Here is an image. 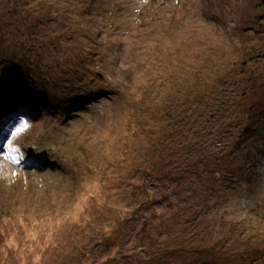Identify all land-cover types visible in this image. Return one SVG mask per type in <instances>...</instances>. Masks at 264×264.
<instances>
[{"label": "rangeland", "instance_id": "rangeland-1", "mask_svg": "<svg viewBox=\"0 0 264 264\" xmlns=\"http://www.w3.org/2000/svg\"><path fill=\"white\" fill-rule=\"evenodd\" d=\"M15 2L0 0V264H264V1L25 0L5 20ZM27 68L44 84L25 87ZM201 108L208 145L172 125ZM168 133L209 162L174 199L195 223L135 208L149 185L131 165Z\"/></svg>", "mask_w": 264, "mask_h": 264}, {"label": "trees", "instance_id": "trees-1", "mask_svg": "<svg viewBox=\"0 0 264 264\" xmlns=\"http://www.w3.org/2000/svg\"><path fill=\"white\" fill-rule=\"evenodd\" d=\"M24 1L25 0H16V2L12 4L13 7L5 8V10L8 12V14L5 13L7 14L6 16H11L13 18L19 17V5H22ZM19 19L22 20L21 17H19ZM65 32L66 30H61L56 32V34L60 35L59 33H62L63 35H65ZM47 51L49 52V50ZM47 51H41L43 54V58L41 60L43 61L45 66H51L54 64V62ZM58 67L62 68L63 65H57L55 70H57ZM227 72L229 73V69ZM38 74L39 76L37 80L42 82L46 81L47 77L44 74H42L40 71ZM226 75L227 74L225 73V71L220 72L217 74V77H215V79H217L218 82H224L220 79L225 77ZM202 78L203 76L201 74H198L197 80H201ZM217 107L218 109H221V105L219 103L217 104ZM178 110L179 109H177V113L174 114L173 117H171L172 125L177 129V131L179 128L180 130H184L185 134L195 133L198 143L208 145V142L212 137L211 133L205 134L204 132H202L201 134V131H204L206 124L203 123V121L208 122L207 120L209 118H207V116H209L210 113H207L204 109L201 108L200 110H198L199 115L194 118L193 112L188 113L184 110ZM199 121H201L202 125L201 123L199 124ZM182 146L183 142L181 143V141H179V138L176 139L171 135V133H168L167 136H164V139L155 140L151 137H148L144 142H142V147H144L146 155L142 158H135L131 166L133 167L137 162L140 161V164L135 166L134 173H137L141 177H144V183H147L149 185L148 193L142 194L141 199L136 198L133 200L138 205V207H135L136 209H139L141 206H143L148 210V214L146 211V213H144L143 216L140 217L144 220V222H154V219L159 217V214L156 210L159 209L158 207H160L162 203H164L166 209L175 213L182 220V222L185 223V225L189 224L190 222L195 223L196 216H192L190 214L191 210H197L194 207L193 203L187 201L185 205L180 207L174 203V199H179L181 198V196L184 197L185 190H183L181 186L184 182L187 181V178L190 174H195L199 179L206 175L207 171L205 169L209 166V162L203 164L205 162V159L201 157L197 158V161L189 158V155L186 153V151L196 153L198 151V144L194 145L193 147L192 145L187 144V148H189L190 150L188 149L186 151L182 149ZM219 146L222 147L221 145ZM158 169H164L168 172L164 175H161L158 173ZM208 179L209 177L205 178L204 180L208 181ZM161 181L169 184V189L165 194H162L157 190L158 182ZM210 183L213 184L212 181ZM209 196L210 195L208 193L199 194V197L201 199H203L204 197L209 198ZM140 204L141 206H139ZM159 234H162V231H159ZM145 236L150 239L151 243H153L157 239V236L153 235L151 232L145 234ZM162 248L164 250L167 249V247L164 248L163 246ZM152 251L153 250H151L150 252ZM171 256L172 254H166L161 257L156 256L154 263L168 264V258Z\"/></svg>", "mask_w": 264, "mask_h": 264}, {"label": "bare ground", "instance_id": "bare-ground-1", "mask_svg": "<svg viewBox=\"0 0 264 264\" xmlns=\"http://www.w3.org/2000/svg\"><path fill=\"white\" fill-rule=\"evenodd\" d=\"M3 18L5 19V20H10V19H12L13 17H11V16H6V15H3ZM10 18V19H9ZM162 46H159V49L161 50L162 48H161ZM22 56H23V58H24V61H25V63L27 64V65H33V62L30 60V59H28V58H25V56H24V53L22 54ZM20 59H17L16 61H19ZM7 69H12V66H9ZM27 70L29 71V72H27V78L25 79V80H23V83H24V85H25V87H27L28 89H31V90H34V89H36V88H38L41 84H44V83H42V82H40V83H36L34 86H32V85H30V84H28V82L29 81H31V76H32V78L34 79V80H37V78H38V76H39V74H38V72L36 71V72H34L33 73V71H30L28 68H27ZM45 71H46V73H48V75H49V77L51 78V77H54V80H56L57 78H56V73H54L53 71H52V68L50 67V66H48V65H46L45 66ZM23 85V86H24ZM39 92L40 93H42L43 95H49L50 93H51V90L49 89V88H47V87H43V89L42 90H39ZM36 93H38V92H36ZM40 93H38V94H40ZM21 95V94H20ZM35 99H38V100H35V102H36V104H40V103H38V101L40 100V98L38 97V96H35L34 97ZM20 99V98H19ZM21 99H23V98H21ZM20 99V100H21ZM48 99H52V97L51 96H49L48 97ZM23 101V100H22ZM45 101H46V103H45V105H50V102L45 98ZM218 103L219 104H222V102H220V101H218ZM217 103V104H218ZM17 106H19V105H17ZM10 108H12V106L10 107ZM6 109H8V107L7 108H4L3 109V105H0V111H4V110H6ZM31 110V106L29 107V110H27V111H30ZM20 111H17L16 112V116H17V119H20L21 117H22V115L20 116V113H19ZM30 115V114H29ZM199 115V113L198 112H195L194 113V118L195 117H197ZM9 115L7 116V119L9 120ZM2 116H1V113H0V124H1V120H2ZM1 128H2V126L0 125V130H1ZM7 129V128H6ZM8 131H4V134H6ZM3 147H4V145H3ZM3 147H1V148H3ZM35 161H36V164L38 165V166H43V167H45V168H47V167H50L51 166V164H46V162L44 161V162H41V160H38V159H35ZM158 183H161L162 184V182H158ZM159 186V185H158Z\"/></svg>", "mask_w": 264, "mask_h": 264}, {"label": "water", "instance_id": "water-1", "mask_svg": "<svg viewBox=\"0 0 264 264\" xmlns=\"http://www.w3.org/2000/svg\"><path fill=\"white\" fill-rule=\"evenodd\" d=\"M264 1V0H263Z\"/></svg>", "mask_w": 264, "mask_h": 264}]
</instances>
